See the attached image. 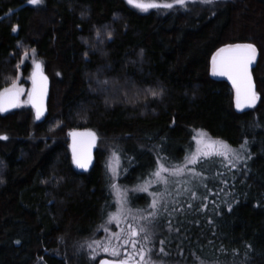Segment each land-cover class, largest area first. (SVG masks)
<instances>
[{
	"label": "trees",
	"instance_id": "obj_1",
	"mask_svg": "<svg viewBox=\"0 0 264 264\" xmlns=\"http://www.w3.org/2000/svg\"><path fill=\"white\" fill-rule=\"evenodd\" d=\"M242 3L264 17V0L164 14L140 13L125 0H44L42 7L0 0V91L20 70L30 74L29 64L21 67L28 51L50 77L41 120L31 110L0 111L7 137L0 138V264H70L66 241L90 236L114 209L106 143L131 186L151 176L157 157L182 162L197 129L233 147L247 140L251 156L240 169L203 164L218 197L172 216V253L189 264L196 257L264 264V24L255 26L261 37L241 29ZM237 43L258 50L261 99L249 110L237 109L231 84L210 71L213 53ZM149 89L163 91L153 97ZM79 129L95 130L102 144L87 173L76 170L69 149ZM148 199L136 194L132 203Z\"/></svg>",
	"mask_w": 264,
	"mask_h": 264
},
{
	"label": "snow or ice",
	"instance_id": "obj_2",
	"mask_svg": "<svg viewBox=\"0 0 264 264\" xmlns=\"http://www.w3.org/2000/svg\"><path fill=\"white\" fill-rule=\"evenodd\" d=\"M43 0H28L32 5H39ZM189 2L195 3L196 0H171V2L157 3L155 0H128V3L142 9L148 10L149 8H173L177 5L187 7ZM204 4H212L215 0H200ZM13 30H17L16 27ZM257 48L251 43H237L228 44L220 48L212 57V72L214 75L228 76L233 84L236 86V107L242 109L245 106H254L258 99L257 93L254 91V84L250 74V66L253 64L257 57ZM28 55L27 52L24 54ZM34 55V50H33ZM35 64V71L32 74V90L28 94V99L24 103L31 104L35 108V119L40 120L44 117L47 111L45 105V97L47 95V76L41 71L42 65L39 62L33 61ZM98 83L108 84V81H98ZM153 97H158L162 94L160 91L148 90ZM24 89L18 87L15 81L12 82L10 87L4 88L0 91V111H7L9 107H18L20 96L23 94ZM127 95V93H125ZM73 161L79 168H87L91 162L90 151L77 149L76 137L88 135L91 140L89 149L96 140L94 132L78 133L73 131ZM7 139L6 136L0 137ZM195 148L193 151L188 152L183 158L182 163H171L168 157H157L155 170L150 173L153 177L150 181H145L143 185L138 186L134 191L147 192L152 183L162 184L165 192L151 193L152 200L147 209L136 210L134 213L131 209L127 208V190L121 189L118 184H112L111 187L116 191L118 200L116 204L119 206L114 213H106V223L115 222L119 227V231L111 232L105 225H100L99 228L103 229L108 235L103 240H94L87 244L89 249L93 250L94 259L97 250L104 253H110L112 257H121L123 250V258L120 259H104L101 264H156L152 259L153 254V235L152 229L156 226L159 219V209L163 208L164 212H168V204L164 202V195L168 192L169 186H174L176 196H181L184 193L190 195L191 200L198 198V189L203 188L207 190V184L203 183L207 179L203 171L198 170V167L203 162L217 158L225 163V166H230L235 169L239 163L250 158L246 157L244 153L247 152V140L240 144L239 148H233L225 141L209 139L204 130H198L193 135ZM118 160V156L116 157ZM168 161L170 166L166 167L165 163L161 161ZM112 173V178L119 176L117 167L109 165ZM221 175V173H217ZM186 179H177L184 178ZM227 184V181H223ZM183 190L181 191V186ZM170 194V193H169ZM215 194V193H211ZM207 200L208 196L202 197ZM179 204V201H173ZM215 204V201H212ZM207 204H202L201 207L207 208ZM187 207L192 208V204L188 203ZM231 210V205H228ZM150 209V210H149ZM172 211H183V206L174 207ZM146 213V214H145ZM170 215V213H169ZM171 229V221H166ZM123 225V226H121ZM99 230V229H98ZM179 231V229H175ZM19 243V241H17ZM165 241L160 240V247L157 249L159 253L167 254L163 247ZM83 247V245H82ZM247 247H250L247 246ZM238 252V250H233ZM43 259V258H41ZM197 264H203V261L196 257Z\"/></svg>",
	"mask_w": 264,
	"mask_h": 264
},
{
	"label": "rangeland",
	"instance_id": "obj_3",
	"mask_svg": "<svg viewBox=\"0 0 264 264\" xmlns=\"http://www.w3.org/2000/svg\"><path fill=\"white\" fill-rule=\"evenodd\" d=\"M125 1L128 3V0H125ZM230 1H232V0H215V2L212 4H204V3H201L200 0H196L195 3L189 2L187 4V7H181V6L177 5L173 8H164V7L149 8L146 11L142 10V9H140V8L134 6L133 4H130V3H128V5L140 13H149L151 11H158V12L164 14V13H167L169 11H178V12H183V13L199 12V11L213 12L216 10V8L220 4L225 3V2H230ZM145 2H148V0H145ZM155 2L165 3V2H171V0H155ZM26 3L28 5H31V6L42 7L44 5V0L39 5H32V4L28 3V0H26ZM238 20L240 21L239 25H240L241 29L245 30L248 34H251V36L254 38H256L257 36L261 37L259 31H257L255 29V26L257 23H261L263 25L264 24V17L259 15V14H256L255 12H252L250 6H248V5L246 6L244 3H242V6L240 7V10L238 12ZM248 29L250 32L248 31ZM219 49H217L213 53L212 57L216 54V52ZM27 53H28L27 56H25V55L23 56L21 67L23 68L24 66L29 64V66L31 68L30 74L25 75L23 73V71L20 70L18 77L14 80L18 87H21L24 89L23 94L20 96L19 106L17 107L16 110L26 111V112L31 110L32 114L35 116V110L30 106V104L24 103L25 101H27L28 94L31 92V88H32V73H33V70L35 67V64L33 63V61L41 62L43 64V67H44L46 73H47V71H46L45 62L37 56L35 51H34V55H33V51H28ZM210 71H211V74L214 75L212 72V58H211ZM10 86H8V87H10ZM256 93L258 95V99L256 100L254 105H257L261 99V91H256ZM198 130H201V129L195 130L194 134ZM204 132L207 134L209 139L221 140V139H218V138L211 136L205 130H204ZM221 141H223V140H221ZM101 145L102 144L100 142L99 147L102 149ZM231 147H233V146H231ZM194 148H195V142H194V145H193V148L191 151H193ZM233 148L238 149L239 146L233 147ZM102 150H104L105 155H106V159H107V162H106L107 163V169H108V173H109V176L111 179L110 188H111V193H112L113 202H114V209L110 213L116 212L118 207H119L116 204V202L118 200V196H117L116 191L112 189V187H111L112 184H118L121 189L127 190V200H128L127 208L131 209L134 213L136 212V210H144V209L148 208V205L151 203V200H152L151 193H153V192L164 193L165 192V188L162 184H155V183H152L150 185L147 192L134 191V189H136L138 186L143 185L145 183V181L152 180L153 177L149 176L145 180H143V181H141L135 185H131V186L127 185L126 183L122 182V180H121L122 176L124 175V167L122 165V162H121L119 153L117 152V149L114 147V145H112V143H106V145L103 146ZM244 155L246 157L251 156L249 141L247 143V152L244 153ZM117 156H118V160L116 159ZM249 159L250 158L239 163L238 167L235 169L243 168L245 166V163ZM161 162L165 163L166 167L170 166V164L164 160H162ZM180 163H182V162H180ZM204 163L205 164L217 163L218 165H222V167L225 168L226 170L227 169L233 170V168H231L230 166H225V163L222 160L217 159V158L209 159V160L203 162L202 165L198 167V170L202 171L201 168H202ZM109 165H113V166L117 167V169L119 171L118 177L112 178V173L109 169ZM204 167H205V165H204ZM204 175L207 177V179L205 181H203V183L207 184V190H205L203 188H199L197 190L198 191V198L196 200H191L190 195L188 193H184L181 196H176L175 191H174V186H171V185L168 188V192L165 193L164 202H166L168 204V212H164L163 208L159 209L160 215H159L158 222H157L156 226L152 229V232L154 233L153 244H152V247H153L152 259L156 262V264H189V263L184 262L181 258H178L174 253H172V247L169 244V240H170L169 232L172 231V226L170 229L169 225H168V223H166V221H171V225L173 224V219H171V218L175 213H177V211H172V209L174 207L183 206V211H178V212H188L191 210V208L189 209L187 207L188 203H191L192 207L194 204H198V203H200L201 205L202 204L208 205V204H211L213 196L218 197V195H217L218 192L214 191L210 187V182L215 181L213 179L214 176L212 174L206 175L205 173H204ZM177 179H186V177L177 178ZM183 187L184 186L182 185L181 191L183 190ZM211 193H215V194L213 195ZM136 194H147L149 196L147 203L142 205V206L134 205L132 203V197ZM205 195L208 196L207 200L202 199V197ZM174 200L179 201V204L173 203ZM169 213H170V215H169ZM106 221H107V219L104 222H102L100 225H102V224L105 225L107 228H109V230L111 232L119 231V227L115 224V222L106 223ZM99 226L94 230V232L90 236H88L86 238L76 239V240H72V241H70V240L66 241V243L64 244L62 252L63 253L65 252L64 255H67V257L70 260V264H79L80 261H82V260H85L87 262V264H98L99 260L102 258H105V257L111 258V259L123 258V250H121V252H122L121 257H112L110 253H104L102 251L97 250V254H96L95 258L94 259L92 258L93 250L89 249L87 247V244L94 241V240H103L105 238V236L108 235V233H105L103 231V229L99 228ZM121 226H123V225H121ZM160 240L165 241L163 247L165 248V252L167 254L159 253L157 251V249L160 247V245H159ZM82 245H83V247H82ZM200 260L203 261V264H231V263H229V261H212V260H203V259H200ZM192 264H197V261L195 260V262H193Z\"/></svg>",
	"mask_w": 264,
	"mask_h": 264
},
{
	"label": "water",
	"instance_id": "obj_4",
	"mask_svg": "<svg viewBox=\"0 0 264 264\" xmlns=\"http://www.w3.org/2000/svg\"><path fill=\"white\" fill-rule=\"evenodd\" d=\"M257 59V58H256ZM256 59H255V61L253 62V64L250 66V74H251V77H252V80H253V84H254V91L256 92L257 91V86H256V82H255V80H254V76H253V69H254V67H255V64H256ZM39 63H41V62H39ZM41 65H42V69H41V71L43 72V74L45 75V76H47V95H46V97H45V105H46V109H47V102H48V98H49V92H50V77L48 76V74L45 72V69H44V67H43V64L41 63ZM35 71V67H34V70H33V72ZM33 74V73H32ZM215 77H217L218 79H225V80H227L230 84H231V86L233 87V89H234V94H235V105H236V86L233 84V82H232V80L228 77V76H221V75H214ZM32 87H33V84H32ZM31 90H32V88H31ZM30 106L35 110V108L30 104ZM253 106H245V107H243L242 109H240V110H249V109H251ZM17 109V107H9L8 108V110L7 111H1L2 113H10V112H13V111H15ZM238 109V108H237ZM47 112V111H46ZM46 112H45V115H46ZM44 115V116H45ZM73 131H76V132H78V133H87V132H89V131H91V132H94L95 134H96V140H95V142L92 144V146H91V148L89 149V143H90V140H91V138L88 136V135H83V136H77L76 137V143H77V149H78V151L79 150H81V149H83V150H85V151H90V154H91V162H90V164L88 165V167L87 168H79V167H77V165L75 164V162L73 161V152H72V145H73V137H72V135H71V133L73 132ZM73 131H71L70 132V144H69V149H70V152H71V156H72V161H73V164H74V167L76 168V170L77 171H79V172H81V173H87V172H89L92 168H93V166H94V164H95V154H96V152H97V150H98V143H99V141H98V133L95 131V130H93V129H79V130H73ZM104 259H109V260H112L111 258H102V259H100L99 260V262H98V264H101V261L102 260H104Z\"/></svg>",
	"mask_w": 264,
	"mask_h": 264
}]
</instances>
